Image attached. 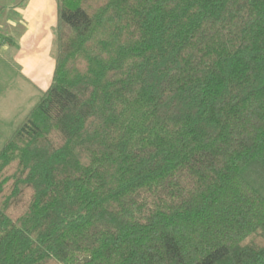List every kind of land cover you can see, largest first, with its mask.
I'll return each mask as SVG.
<instances>
[{
  "label": "trees",
  "instance_id": "1",
  "mask_svg": "<svg viewBox=\"0 0 264 264\" xmlns=\"http://www.w3.org/2000/svg\"><path fill=\"white\" fill-rule=\"evenodd\" d=\"M53 34L0 264H264V0H56Z\"/></svg>",
  "mask_w": 264,
  "mask_h": 264
},
{
  "label": "rangeland",
  "instance_id": "2",
  "mask_svg": "<svg viewBox=\"0 0 264 264\" xmlns=\"http://www.w3.org/2000/svg\"><path fill=\"white\" fill-rule=\"evenodd\" d=\"M8 12L9 17L14 16L11 7ZM53 26H47L44 31L40 52L35 53L33 63L31 57L29 61L19 58L13 46L0 52V147L51 81L55 49Z\"/></svg>",
  "mask_w": 264,
  "mask_h": 264
},
{
  "label": "crops",
  "instance_id": "3",
  "mask_svg": "<svg viewBox=\"0 0 264 264\" xmlns=\"http://www.w3.org/2000/svg\"><path fill=\"white\" fill-rule=\"evenodd\" d=\"M10 7L14 15L11 17ZM55 22L56 0H20L17 3L0 0V52L13 46L19 58L27 61L31 57L33 63L35 53L40 52L44 31Z\"/></svg>",
  "mask_w": 264,
  "mask_h": 264
},
{
  "label": "water",
  "instance_id": "4",
  "mask_svg": "<svg viewBox=\"0 0 264 264\" xmlns=\"http://www.w3.org/2000/svg\"><path fill=\"white\" fill-rule=\"evenodd\" d=\"M83 259L87 260V257H84Z\"/></svg>",
  "mask_w": 264,
  "mask_h": 264
}]
</instances>
